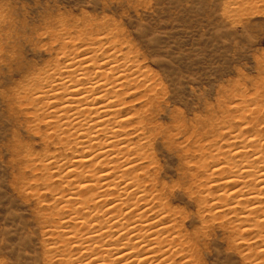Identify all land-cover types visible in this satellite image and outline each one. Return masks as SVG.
<instances>
[{
    "label": "bare ground",
    "instance_id": "obj_1",
    "mask_svg": "<svg viewBox=\"0 0 264 264\" xmlns=\"http://www.w3.org/2000/svg\"><path fill=\"white\" fill-rule=\"evenodd\" d=\"M227 4H254L264 11V0H230ZM4 9L0 8V63H12L17 58L16 68L2 64L19 75L15 88L6 95L8 106L16 111L29 103L34 121L39 113L45 116L49 132L44 131L43 138L51 142L56 139L57 144L67 147L62 154L43 156L45 161L42 159L39 166L42 187L58 190L49 194L52 202L47 208L64 216L62 224L58 220L59 225L49 228L50 236L59 227H68L72 234L60 232V241L46 251L63 250L61 264H194V254L199 256L198 233L187 232L181 223V215L186 213L172 205L174 191L160 177L153 150L157 139L164 142L170 138L166 126L163 128L155 118L157 114L154 116L160 92L127 48L117 26L85 20L83 27L71 28L74 33L66 25L51 29L54 44L45 50L48 57L42 66L35 68L18 60L20 54L17 56L18 47L15 50L13 42L17 38L11 39L18 32L12 35L14 24L7 10L1 11ZM139 85L144 86L145 98L136 107L132 100L138 95L128 99L138 94L133 89ZM25 110L29 111L27 107ZM227 116L228 124L220 126L221 138L237 144H228L234 147L231 150L179 149L183 151L179 156L185 174L191 171L190 166L197 169L188 172L190 177L185 179L190 183L182 185L195 198L203 226L211 216L221 217L226 209L234 213L237 223L228 227L232 242L240 238L236 245L251 254L250 264H264L263 260L253 263L257 256H264V125H259L256 115L250 116L255 119L253 125L245 114L235 121ZM170 143L175 144L173 139ZM213 175L220 180L210 186L223 185L226 191H205ZM222 198L226 202L218 205ZM251 233L258 239L244 240L243 236Z\"/></svg>",
    "mask_w": 264,
    "mask_h": 264
},
{
    "label": "rangeland",
    "instance_id": "obj_2",
    "mask_svg": "<svg viewBox=\"0 0 264 264\" xmlns=\"http://www.w3.org/2000/svg\"><path fill=\"white\" fill-rule=\"evenodd\" d=\"M229 1L0 0V8L5 7L1 11L7 10L6 14L10 15L7 16L14 24H11V27L14 26L11 28L12 35L14 32L20 34L11 37L12 40L15 36L18 39L14 38L13 41L15 50L18 47L17 56L21 55L18 60L21 58V62H28L32 67L35 65V68L42 66L48 57L47 47L54 44L49 34L51 29L66 25L74 33L71 28L81 26L85 20L110 22L117 26L118 32L127 42V48L137 56L149 74V81L160 92L154 116L157 114L156 120L163 128L166 126L164 130H167L166 136L170 138L164 142L157 139L153 150L160 166V177L174 191L170 198L172 205L186 213H182L181 216L185 218L182 217L184 220L181 223H184L187 232L198 233L196 245L199 256L194 254V264L252 263L251 254L236 245L240 238L234 243L229 236L228 227L235 225L238 219L234 213L226 209L221 217L218 218L217 214V218H214L215 215L211 216V221L203 226L202 212L198 211L195 198L184 187L190 183V179L186 180L187 176L190 177L188 172L195 173L197 169L190 166L191 171L188 170L185 174L182 166L184 162L179 156L183 152L179 151L185 147L233 149L232 146L227 147L228 144L237 142L221 138L220 126H224L223 122L228 124L225 122L227 115L235 121L238 117L242 119L245 114L252 118L251 125L255 123L254 118L258 117L259 125H264V11L254 4H242L233 8L226 5ZM13 62H6L10 69L16 68L17 58ZM2 63L0 264H61L62 257L59 256L65 255L63 250L53 253L46 250L60 241V232L64 231L67 236L70 232L68 227L66 230L65 227H59L60 229H53L55 232L59 230L53 238L50 236L52 230L49 228L59 225V221L62 224L64 216L47 208L52 202L49 194L58 190L55 189L54 192V189L46 188V191L42 187L40 182L43 173L39 166L42 159L45 161L43 156L62 154L67 147L60 142V145L57 144L56 139L51 142L43 138L44 133L49 132L45 116L39 113L40 116L34 121V109L29 103L21 105L16 111L10 109L6 95L9 89L15 88L17 82H14L18 81L19 75L13 73V70L8 71L4 65L6 63ZM143 87L139 85L133 89L138 94L128 99L132 100L138 95L132 100V105L136 107L145 98ZM231 105L239 108L233 109ZM26 107L29 111L25 110ZM250 110L256 117L251 115ZM40 117L44 118L42 124ZM245 125L250 126L247 123ZM172 139L175 144L169 145ZM54 150L57 151L56 154L53 153ZM64 167L63 164L62 168ZM214 177L213 175L206 180L209 186L204 187L206 183H201L202 189H209L214 194L226 191L223 185L210 186L220 180L218 176ZM224 202L225 199L217 204ZM210 208L213 209L214 205ZM244 227L253 228L248 225ZM251 234L243 236L244 240L258 239ZM260 260L264 261V256H257L253 263Z\"/></svg>",
    "mask_w": 264,
    "mask_h": 264
}]
</instances>
